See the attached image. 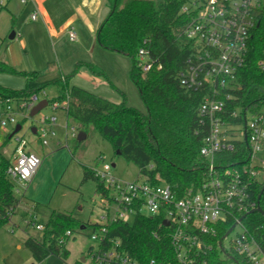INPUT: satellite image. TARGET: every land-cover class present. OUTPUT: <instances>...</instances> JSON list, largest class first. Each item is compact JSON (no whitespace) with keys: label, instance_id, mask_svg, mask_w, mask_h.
<instances>
[{"label":"trees","instance_id":"16d2710c","mask_svg":"<svg viewBox=\"0 0 264 264\" xmlns=\"http://www.w3.org/2000/svg\"><path fill=\"white\" fill-rule=\"evenodd\" d=\"M186 1L110 0L109 14L98 29L97 41L102 48L130 59L129 76L145 105L144 114L125 101L113 103L81 87L70 86L67 77L49 83L58 88L59 94L48 99L49 102L67 101L66 120L75 123L81 133L86 134V129L92 126L111 145L115 155L133 164L140 175L150 178L152 184H168L179 196L198 187L206 165L199 153L206 124L197 113L203 94L186 90L178 79L190 52L189 43L182 36L188 21L181 12ZM139 50H143L153 63L147 72L138 67ZM261 58H264V3L246 65L237 76V86L224 89L232 95L226 100L228 112L238 107L257 112L264 106V72L257 66ZM158 65L160 69H157ZM0 73L24 80L35 79L36 75L17 71L3 61H0ZM49 84L26 85L20 90L0 85V99L26 100ZM247 161L246 145L241 141L235 143L233 152L216 156L217 164L236 168L248 184L249 199L255 208L257 197L264 189V177L249 178L245 171ZM9 165L10 159L0 154V228L9 223V217L19 203L14 195L15 184L7 174ZM88 179L95 181L96 191L102 190L92 168L83 166V181ZM259 206L264 211V193ZM242 222L254 237L259 239L264 235V215L252 213ZM233 224L229 220L215 225V235L207 237L211 250L205 258L211 264H230L233 262L231 257L238 264H250L245 257L236 254H229L225 260L220 256L219 242ZM43 225L39 237L29 236L23 245L37 263L51 254L65 262L68 254L64 248L68 240L65 233L72 232L73 227L80 229L84 223L53 211ZM109 236L119 238L125 252L140 264H151V261L153 264H180L168 229L159 226L157 219L139 216L132 223H117L111 227ZM74 264H80V261Z\"/></svg>","mask_w":264,"mask_h":264},{"label":"built area","instance_id":"2783aa9c","mask_svg":"<svg viewBox=\"0 0 264 264\" xmlns=\"http://www.w3.org/2000/svg\"><path fill=\"white\" fill-rule=\"evenodd\" d=\"M20 2L26 4V0ZM262 3L264 0H187L182 6L181 12L188 18L182 36L189 43L190 52L178 79L186 90L203 94L197 110L206 124L199 150L206 160L202 181L196 189L186 190L179 196L168 184H152L148 176L141 175L142 181H126L112 174L110 164L93 167L95 177L102 184V190L95 192L103 214L99 217L100 222L84 223L79 229L91 227L89 238L94 243L88 255L80 256L79 261L84 257L80 264H140L125 252L119 238L109 236L113 225L132 223L139 216L157 219L159 226L168 229L180 264H211L205 258L211 250L207 237L215 235V225L229 220L234 222L232 231L237 227L240 231L228 249L224 244L219 247L221 258L225 260L229 254H236L245 257L250 264H264V235L259 239L254 237L242 222L241 215L254 207L249 199L248 184L236 168L223 167L216 162V156L233 152L235 143L241 141L248 153L245 170L248 177H264L260 176L264 175V159L259 158L264 152V112L239 107L228 112L226 100L232 95L224 90L237 86V76L246 65L255 30L260 25ZM4 4L5 0H0V9ZM30 20H37V11H32ZM68 38L71 42L76 41L73 28L68 30ZM138 61L142 72L153 67L143 50L138 52ZM257 66L264 72V58ZM156 67L161 68L160 65ZM41 100H47L52 111L61 109L65 114L67 101L49 102L44 90L22 101L0 99V129L6 131L8 124L13 126V131L17 125L22 129L18 118L30 119V111ZM36 122L30 130L34 127L41 145L47 146L50 138L55 136L52 128L57 118L41 115ZM64 129L67 137V123ZM71 135L75 136L74 133ZM16 142L12 156L8 157L10 165L7 169L15 186L16 183L27 184L40 164L38 156L26 149L24 139L17 137ZM26 225L38 233L44 226L35 218ZM72 235L71 231L65 233L68 238ZM231 260L230 264H238L232 257Z\"/></svg>","mask_w":264,"mask_h":264},{"label":"rangeland","instance_id":"374dc122","mask_svg":"<svg viewBox=\"0 0 264 264\" xmlns=\"http://www.w3.org/2000/svg\"><path fill=\"white\" fill-rule=\"evenodd\" d=\"M14 1L19 2L21 7L26 6L29 2L26 0V4H23L20 0ZM27 22H32L30 14L27 17ZM3 31H0V59L3 60L5 52L10 60L12 57L19 59L18 38L14 40L9 38L13 30L5 32V34ZM39 49H41L44 59L35 62L38 70L33 66L35 60H32L31 55L27 56L25 60L31 69L28 73H39L36 79L24 80L20 77L0 73V85L11 87V89L25 88L26 85L27 87L44 85L43 83L46 82V77L43 75L46 72L43 70L44 61L46 58L54 59L55 55L52 45L47 47L43 42ZM106 52L109 55L102 59L101 66L93 64L91 68L95 71L99 70L98 72L101 73L104 72V80L108 82H102V86L113 88L111 95L107 97L120 99L117 103L126 99L125 102L128 106L144 114L146 112L145 105L129 76L130 59L113 51L106 50ZM16 69L27 70L22 66ZM43 90L48 99L59 94L58 88L51 84ZM110 98L109 100L113 101ZM260 110L264 112V106ZM41 115H54L57 118V123L52 128L55 136L50 138L47 146H42L37 135L30 130L31 126H36V119ZM18 121L21 122L22 129L14 136L10 137L13 132V126L10 124L7 125L6 131L0 129V154L11 157L17 145L16 138L21 137L27 143L26 149L38 156L40 164L33 178L27 184L16 183L14 188V195L19 203L11 221L0 228V264H74L81 255H88L90 248L94 247V243L89 238L91 227L87 226L82 231H79L78 226L72 228L73 235L68 238L64 247L68 252L65 262L51 254L44 261L37 263L23 242L29 236L38 238L39 233L34 228L28 227L26 222L35 218L38 222L45 223L53 211L70 215L80 223L100 222L99 217L103 213L98 206L99 197L95 192L96 183L92 179L83 181V166L93 168L107 163L111 166L114 165L112 174L118 179L142 181L143 177L133 164L126 162L123 157L115 155L111 145L103 140L92 126L86 129L85 138L78 141L77 136L80 133L78 126L71 120H66L61 109L52 111L48 105L36 116L27 120L18 118ZM65 123L68 127L67 137H65ZM71 133H74L75 136L73 137ZM259 158L264 159V152L259 154ZM12 230L13 233H11ZM239 231L238 227L235 228L223 240L226 249L229 248L230 242ZM18 244L20 248L16 247Z\"/></svg>","mask_w":264,"mask_h":264},{"label":"crops","instance_id":"0c3cea01","mask_svg":"<svg viewBox=\"0 0 264 264\" xmlns=\"http://www.w3.org/2000/svg\"><path fill=\"white\" fill-rule=\"evenodd\" d=\"M34 10L37 11V20L27 22V17ZM109 11L108 0H29L24 7L14 0H5L0 9V31L4 30V34L14 31L13 40L18 38L20 56L19 59L12 57L10 60L5 52L0 61L17 71L29 72L31 69L25 60L31 55L32 60H35L33 66L38 70L35 62L44 59L39 49L44 42L47 47L52 45L55 58H46L44 61L43 70L46 72L43 75L46 82L43 84L67 77L70 86L81 87L110 101L107 96L111 95L113 88L102 86V82H108L104 80V72L91 68L93 64L100 67L102 59L109 55L106 54L107 49L102 48L97 41L98 29ZM70 28L76 33L75 42L69 41ZM21 66L28 71L16 69ZM35 74L36 79L39 73ZM111 100L113 103L120 101L118 98ZM16 247L20 248L19 244Z\"/></svg>","mask_w":264,"mask_h":264},{"label":"water","instance_id":"95a60500","mask_svg":"<svg viewBox=\"0 0 264 264\" xmlns=\"http://www.w3.org/2000/svg\"><path fill=\"white\" fill-rule=\"evenodd\" d=\"M10 39H13L14 38V31L11 33V35L9 36ZM47 106V100H41L39 101L33 108L32 110L30 111L29 113V116L30 118L34 117L35 115H37L42 109H44L45 107ZM21 129V125H17L14 129V131L11 133L10 137L17 133L19 130ZM31 132L33 134H35V128L32 127L31 128ZM85 138V134L83 133H79L78 136H77V140L78 141H81L82 139ZM117 154H119V152H116ZM112 167H114V165H112ZM264 193V189L261 190L260 194L258 195L257 197V205L255 208L251 209L250 211H248L245 215L242 216V218H244L246 215H249V214H252V213H259L261 215H264V211L261 210L260 206H259V200H260V197H261V194ZM233 227H231L229 230H227V232L225 233V235L223 236L222 240L225 239L229 234L230 232L232 231ZM222 240H220L219 242V247L222 248ZM81 262L84 261V257H81L80 259Z\"/></svg>","mask_w":264,"mask_h":264}]
</instances>
